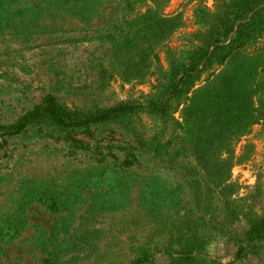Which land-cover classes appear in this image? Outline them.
I'll return each instance as SVG.
<instances>
[{
  "label": "rangeland",
  "instance_id": "1",
  "mask_svg": "<svg viewBox=\"0 0 264 264\" xmlns=\"http://www.w3.org/2000/svg\"><path fill=\"white\" fill-rule=\"evenodd\" d=\"M198 5L211 10L213 0H144L130 7L122 0H0V126L45 94L79 113L159 101L165 52L172 49L176 58L188 45ZM147 12L174 17L180 27L155 38L152 48L120 50L121 36L137 30ZM184 104L170 102L166 116L141 112L91 127V138L75 135L86 150L36 128L6 138L0 264L138 258H145L142 264H264V242L234 259L244 231L264 210V126L255 115L246 132L227 140L229 150H211L203 141L200 150L185 135ZM136 139L164 141L167 153L146 152ZM130 148L137 162L124 168Z\"/></svg>",
  "mask_w": 264,
  "mask_h": 264
},
{
  "label": "trees",
  "instance_id": "2",
  "mask_svg": "<svg viewBox=\"0 0 264 264\" xmlns=\"http://www.w3.org/2000/svg\"><path fill=\"white\" fill-rule=\"evenodd\" d=\"M142 1L122 0V4L130 7ZM192 15L195 29L187 35L188 45L176 58L172 49L165 52L168 73L165 92L159 101L119 104L79 113L67 110L52 95L45 94L12 123L0 126V149H4L6 138L36 128L43 136L63 140L73 149L86 150L88 146L75 139V135L91 138V127L136 113L166 116L170 102L181 98L185 100L181 112L185 135L197 142L196 147L200 150L203 149L202 141L209 144L207 148L211 150H223L222 146L229 150L227 140L246 132L255 115L264 126V42L254 50H247L264 38V0H213L211 10L198 5ZM178 27L180 23L174 17L161 18L147 12L137 30L121 36L125 41L120 50L136 52L140 48L138 45L143 43L146 49L152 48L155 38H165ZM203 75L202 85L191 91ZM136 143L146 147V152L167 153L164 141L160 145L151 141L142 144L136 139ZM130 149L120 163L124 168L137 162L134 149ZM46 207L49 211L55 209L53 204ZM258 242H264V210L260 219L250 223L244 231L234 259L254 254ZM179 258L182 262L188 260L186 256ZM144 260L138 258L131 264H142Z\"/></svg>",
  "mask_w": 264,
  "mask_h": 264
}]
</instances>
